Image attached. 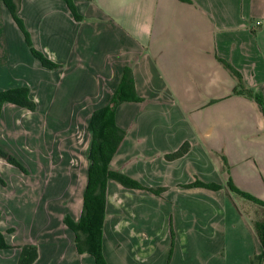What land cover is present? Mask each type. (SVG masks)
Masks as SVG:
<instances>
[{
    "label": "crops",
    "instance_id": "1",
    "mask_svg": "<svg viewBox=\"0 0 264 264\" xmlns=\"http://www.w3.org/2000/svg\"><path fill=\"white\" fill-rule=\"evenodd\" d=\"M73 2L81 20L65 0L18 1L33 47L61 65L48 69L0 0V90L26 86L36 104L0 113V148L26 169L0 156V231L12 246L0 264H16L24 244L37 248L32 264H95L63 217L80 216L87 124L125 67L141 100L115 109L125 135L110 167L143 188L107 181L106 263L250 264L262 215L239 210L227 182L264 185V113L232 93L236 79L218 58L264 97V0ZM184 143V155L165 157ZM195 180L221 187L185 186Z\"/></svg>",
    "mask_w": 264,
    "mask_h": 264
},
{
    "label": "trees",
    "instance_id": "2",
    "mask_svg": "<svg viewBox=\"0 0 264 264\" xmlns=\"http://www.w3.org/2000/svg\"><path fill=\"white\" fill-rule=\"evenodd\" d=\"M13 20L22 31L25 42L30 52L35 56L40 64L48 69H56L61 65L47 58L41 51L32 45L29 32L26 30L23 20L18 15L19 0H2ZM73 17L81 20L82 17L76 11L73 0H65ZM190 2V0H181ZM219 62L236 79V86L232 93L244 95L257 102L264 113V97L258 91L247 88L242 82V76L228 61L218 58ZM141 98L136 95L134 81L130 68L123 69L121 78L112 94L109 103L99 107L90 115L87 131L90 135L88 147L85 155L88 160L87 180L83 191L82 209L80 216L74 220L69 214L63 217V223L74 233V244L79 253H88L94 259L95 264H107L102 252V232L103 220L105 217L106 185L109 179L119 182L128 188H143V186L121 171L110 167V161L115 154L119 144L124 138L125 131L118 126L115 121L116 107L125 101H139ZM5 103H12L29 111L36 109L35 102L29 97V89L26 86H19L0 90V113ZM188 143L182 144L177 150L166 154L168 160H172L184 155L188 150ZM0 156L6 162L19 168L26 173V169L11 154L0 148ZM0 184L5 185V181L0 176ZM185 186H200L210 189H219L221 186L214 182H202L195 180ZM229 190L252 201L264 208V201L254 197L250 193L235 187L230 181L227 182ZM154 193H159L162 188H148ZM255 229L260 241V252L254 254L250 259V264H264V216L255 223ZM12 246L7 242L5 235L0 231V249H8ZM20 252L16 264H32L37 258V248L31 244L19 246Z\"/></svg>",
    "mask_w": 264,
    "mask_h": 264
},
{
    "label": "rangeland",
    "instance_id": "3",
    "mask_svg": "<svg viewBox=\"0 0 264 264\" xmlns=\"http://www.w3.org/2000/svg\"><path fill=\"white\" fill-rule=\"evenodd\" d=\"M257 187H259L260 191L258 189H256ZM261 187V188H260ZM250 191L248 190H244L248 193H250L251 195H253L254 197L264 201V185L261 186H250L249 187ZM241 190V189H240ZM253 192V193H251ZM233 199L235 204L238 206V209L241 210L243 213H245L248 216H252V215H257L255 213V211L258 213H261L262 216H264V208L260 207L259 205L253 203L252 201L238 195V194H234L233 195Z\"/></svg>",
    "mask_w": 264,
    "mask_h": 264
}]
</instances>
